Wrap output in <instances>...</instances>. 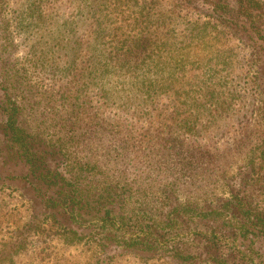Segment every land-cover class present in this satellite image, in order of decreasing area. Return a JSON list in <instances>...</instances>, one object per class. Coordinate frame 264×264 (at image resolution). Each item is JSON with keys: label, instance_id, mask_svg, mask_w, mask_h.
<instances>
[{"label": "rangeland", "instance_id": "374dc122", "mask_svg": "<svg viewBox=\"0 0 264 264\" xmlns=\"http://www.w3.org/2000/svg\"><path fill=\"white\" fill-rule=\"evenodd\" d=\"M62 1L0 0V104L11 98L10 103L16 102L26 108L25 121L34 130L41 129L40 133H45L43 138L49 142V147L39 142L42 149L48 150L42 170L45 167L46 171L59 172L60 177L68 180L61 178L57 182H39L44 170H37L31 177L27 160H6L11 145L7 143L6 131L0 128L5 150L0 155V161L6 160V164L0 163V264H218L217 257L223 260L221 264H264V225L260 218L254 224L248 221L257 212L264 211V169L257 166L251 168V156L246 158L251 147L249 139L264 138V85L258 81V78L264 81V27L243 29L246 33L235 32L223 26L221 20L210 17L211 12L205 7L198 8L199 4L194 1L147 0L148 3L143 6L153 11L145 15L157 16L159 8L167 11L168 15L173 12L189 14L191 20L174 24L173 32L177 37L164 38L167 43L156 45L165 46L159 53L162 59L143 63V69L138 71L142 75L136 79L124 74V67L117 65L119 49L112 41L119 42L115 36L117 27L107 28L97 43L93 36L88 42L86 28L78 29L65 24L70 18L82 19L84 13H78L77 0L67 9L61 7ZM255 1L257 11L261 8L264 11V0ZM127 2L124 0V4ZM101 3L102 0H94L87 4L95 9ZM140 6L136 5L138 12L141 11ZM197 20L211 22L212 28L196 26ZM262 22L264 24V19ZM72 29L77 32L75 36L82 41V45L89 47L83 48L78 43L76 49H72ZM230 31L232 33L229 34ZM78 39L74 38L75 41ZM219 50L222 56L231 57L235 62L221 76V89L227 94H236L230 97L233 107L224 103L216 111L219 106L216 100L209 101L206 104L210 109L203 114L201 98L198 96L191 102V98L187 97L184 108L186 121L196 131L195 135L182 128L168 126L171 124L168 116L177 105L173 102L175 97L181 98L182 92L189 89L192 82L184 67L203 66L201 78H210L212 73L204 66L205 58L212 57ZM72 54L74 58H70ZM84 63L94 66L97 75L92 77L90 88H81L78 104L88 107L94 118L93 123L87 124L90 119L86 117L83 126L94 125L95 131L88 139H81L82 147H78L71 106L67 111L59 102L62 101V92L74 86L71 74L79 66H86ZM154 72L173 75L174 89L167 90L157 83L155 90L158 94L151 93L153 100L146 102L142 100L139 82L144 76L151 77ZM254 80L258 85L254 84ZM54 103L59 106L58 115ZM132 113L135 117L131 116ZM97 117L101 118V123H95ZM170 127L177 129L176 135L181 136L183 143L202 148L204 158L194 160L187 147L176 152L169 145L155 144L152 150L151 137ZM127 128L138 134L136 140L144 150L143 154L152 153L147 161L156 170L146 172L159 171L160 177L155 183L159 192L162 189L172 191L163 206V216L174 214L173 210L178 206L184 210L183 215L178 214L183 220L181 228L173 231L165 229L154 235L155 247L149 250L121 246L124 236H138L135 232L129 235L124 228L119 230L121 224L118 223L115 228L103 227L105 209L117 206V212H124V197H110L109 201L96 199L91 205L86 203L81 211L79 208L83 203L71 199L76 189L70 187V173L79 169L81 162H90L84 166L86 183L96 193H104L107 197V185L114 186L111 183L124 181V150L121 155L114 150L124 146V130ZM115 132L119 133L117 147L106 153L102 149L114 144ZM101 141L106 145L103 146ZM243 146L246 151L242 150ZM56 147L59 150L54 149ZM210 153L218 162L208 166L205 158L208 156L210 160ZM252 156L255 158L257 155ZM189 160L194 163L192 181L184 171L185 166L193 165ZM132 167L139 170L138 161ZM63 184L65 189L61 188ZM119 194L124 196V189ZM39 196L44 201L48 197L54 201L48 202L45 207ZM234 196L239 198L235 209L227 206ZM59 201L65 206H58ZM147 201L150 213L162 206L157 196L154 198L152 195ZM192 202L200 208L196 216L192 215V211L189 215L186 212L187 204ZM131 208L129 205L127 210ZM202 209L216 211L215 218L200 214ZM221 212H225L228 219L225 222L227 228L220 231L217 227L218 231L211 237L219 243L213 242L215 246L207 247L205 242L209 234L204 232L206 227L203 222L209 221L214 227V220L220 217ZM168 230L169 233H166ZM221 233L231 234V238ZM10 240L16 243L22 241V246L16 251L10 250L9 244L6 245ZM175 242L184 247L187 258H176L172 248Z\"/></svg>", "mask_w": 264, "mask_h": 264}, {"label": "trees", "instance_id": "16d2710c", "mask_svg": "<svg viewBox=\"0 0 264 264\" xmlns=\"http://www.w3.org/2000/svg\"><path fill=\"white\" fill-rule=\"evenodd\" d=\"M74 1L75 0H63L60 5L61 7L67 9L71 7ZM188 1H194L195 4H199L198 8H200L201 6L202 8L205 7L211 12L209 15L210 17L216 20H221V24H223V26L227 27L232 31L246 33L244 30H250L254 26L256 28L264 27V24L262 22L264 19V11L263 8H261L260 11H257L255 7V0ZM93 2L94 0H77L79 6L78 13H84V15L82 19L75 17L70 18L68 21L65 22V24H71L73 28L78 29L86 28V32L89 36V39L87 41L91 42V37L93 36L96 43L103 38V32L107 28H112L116 26L117 28L115 31V36L118 38L119 42H115L114 39H112V41L114 43V47L116 49H119L118 54L120 58L118 59L117 65L120 67H124V74H127L128 76L136 79L140 78L142 75L138 73V71L140 69H143V63L147 61L155 62L157 58L162 59L159 56V53L163 50L165 46L156 45L159 44V42L167 43L168 41H163L164 38L170 39L171 37H177V34L174 35L173 32L174 24H177V22L184 23V21L191 20L189 14H175L173 12L168 15L167 11H164L163 9L161 10L159 8L158 10L160 11H155L157 16L154 15V17H151L150 14L145 15V13L153 11L152 9L151 11L146 10V7L143 6L144 4L146 5L148 3L147 0H128V2L125 4L124 0H102V5L97 8L95 7V9H93L92 7L90 8V4H87ZM137 4L141 5L140 12H138L137 10ZM153 8L157 10L156 6H154ZM86 13L88 14L85 17ZM67 14L69 17L70 12H68ZM68 17L64 16L66 20L68 19ZM196 26H205L209 29L212 28L211 22H201L200 20L196 21ZM215 31L216 33L220 34L219 30H216V28ZM71 33L72 38L70 39V41L73 47L72 49L75 50L78 43L82 45V41L75 36L77 32H74V29H72ZM230 33L232 32L230 31L229 34ZM110 34L113 36L112 32ZM161 34H163V37H161ZM74 38L78 40L75 41ZM84 47L89 46H83V48ZM89 52H91V50H89ZM89 57H91V54H89ZM70 58H74V54H72ZM234 63L235 62L231 59V57L222 56L221 51L219 50L212 57L207 56L205 58L204 66H207L209 68L208 71L212 73L210 78H201L202 75L200 74V70L203 68V66H197L194 68L184 67L187 77L192 78V82L188 86L189 89H185L182 92L183 96L181 98L175 97V100L173 102L177 105L174 107L173 113L168 116V119L171 123L168 126H176L177 129L182 128L185 131L195 135L196 131L192 127H190L189 125L191 124L186 121V111L184 110V108L185 100L187 97L191 98V102L195 101L198 96L201 98L202 102L204 103L203 114H205L207 110L210 109L206 104L209 101L216 100V105H219L216 107V111H219L224 103L228 104L229 107H233V104L231 103L232 100L230 97L233 98L236 94L235 92L227 94L221 89L223 80L221 76L222 74L227 73L230 65H233ZM84 64H86V66H79L76 69L75 73L71 74V76L73 77V81L71 84H74V86L71 88L68 87V89L66 88L65 92H62L63 94L60 98L62 101L59 102L60 105L63 106V108L67 111L71 106L70 111L74 114L72 118H74V124L76 125L75 129L77 131L76 137L78 138V141L75 143L78 145V147H82L81 139H88L90 135H92V133L95 131L93 128L94 125H89L88 127L83 126L84 122L86 121V117H89L90 119L87 124L93 123L94 118L89 112L88 107H86L82 103L78 104V102L80 101L81 88H84V86L90 88L91 80L97 75V70L94 66L89 65L87 63ZM165 64L168 63L165 62ZM173 78V75L164 76L160 75L158 72H154L151 77L144 76L143 79H141V82H139L141 84L139 90L143 93L142 100L146 102L149 100H153L154 97L151 95V93L158 94V91L155 90V85L157 83L160 85V87H165L167 90L174 89V86L172 85ZM83 80H85L86 82H83ZM258 81L262 83L261 85H264V81L262 78H258ZM197 84L198 86L195 87V85ZM225 84L228 85V82H225ZM254 84L258 85L257 80H254ZM9 101H12L11 98L8 101H4L3 104H0V128L3 127L2 130L6 131L7 143L8 145H11V151L6 154V160L11 159L17 160L19 162H26L27 160V163L30 166L31 177L35 175V172L37 170H44V174L42 173L39 177V182L42 181L47 183V181H60L62 177H60L59 172H54L51 169H48L46 171L45 167L42 170V165L44 164V161L48 155V150L42 149L41 143L39 142H42V144L49 147V142L43 138L45 136V133L43 132L41 134V129H39V131L34 130V128L29 126L30 124L25 121L26 108H22L16 102L12 104ZM55 102H58V100ZM58 107L59 106L54 103L56 115H58ZM95 115L97 116V114ZM134 115L135 113H132L131 116L135 117ZM183 115L184 119L182 118ZM23 116H25L24 119ZM95 123H101V118L97 117ZM107 126H109V124ZM177 129L174 130L173 127H170L169 130L163 129L164 132L159 131L158 135L151 137L149 141L150 143L153 142V144H150L152 150L155 144L159 146H164V144L165 146L169 145V147L175 150L176 152L182 151L183 148L187 147L188 151H191L192 155H194V160H201V158H204L202 154L203 149L199 148V146L195 147L192 144L183 143L184 140L181 139V136L176 135ZM125 130L124 146H122L118 150H114L112 148L114 146L117 147L116 142L119 133L117 134V132H115V137L113 136L114 144L112 143V146L102 149L106 153H111V151L114 150L118 152V155H121L124 150V162L126 165L124 167V181L119 180L116 183H111L115 187L107 185V197L104 193H96L94 192L95 190L91 187V185L86 183V169L84 168V166L86 165V163L89 165L90 162H81V167L79 169H76V171L74 170L70 173V175L72 176V179L69 180L71 183L70 187L76 189L75 195H72L71 199H75V202L83 203V206L79 208V210L81 211L85 208L86 203L91 205L92 202L96 199H101L102 201H109V199L111 198L116 199L117 197H124V212L123 210L117 212V206H112L111 209H105L106 217L103 216V227L110 226L111 228H115L119 223L121 224L119 230H122L124 228V230H126L129 235L133 232H135V235H138L135 236V238H126L124 236V242L121 241V246L129 248L133 247L138 250H149L155 247L153 244V240L156 239L154 235L159 234L162 230L165 229L170 228L173 231L181 228V221L183 222V220L182 217L178 216V214L183 215L182 212L184 213V210H182L183 207L178 206L174 208V214L169 215V217L163 216V206L172 191H165L164 189H162L159 192V188H157V186L155 185L158 178L160 177L158 173L159 171L156 173L146 172H154L156 170L154 166L147 161V157L150 156L152 153L145 156L143 154L144 150H142L139 142L136 140V138L139 137L138 134L129 128H127L126 133ZM163 135H166L168 138H165ZM244 139L246 140V137ZM244 141H242V143ZM249 141V145L251 147L247 151L248 153L246 154V158L251 156V168L254 169L257 166L259 168L262 167L264 169V138H258L255 140L249 139ZM101 143L103 146L106 145L105 142L101 141ZM3 147L4 144L0 138L1 156L5 151ZM54 149L59 150L58 147ZM242 150L246 151L247 149L245 146H243ZM210 155L211 153L209 154L210 160L208 159V156H206L205 158L208 166L212 165V162H218L217 160L213 159ZM252 155L257 156L254 158V156ZM2 160L4 163L2 161H0V163L6 164V160ZM137 161L139 165V170L136 171L133 169L132 165L136 164ZM189 162L193 165L189 166L187 162L188 166L184 167V171L187 173L189 179H191L192 181L194 178V163L191 160H189ZM249 165L250 164H248L247 166L248 169L250 168ZM32 172L34 173L32 174ZM1 179L2 173L0 172V180ZM44 179L47 180L45 181ZM62 180L68 181L65 178H62ZM85 183L86 186H83ZM65 186L66 185L63 184L61 185V188L65 189ZM123 189L124 196H120L119 193H121ZM152 195L154 198L155 196H157V198L161 201L162 206H160L159 209L155 210V212L150 213L147 210L149 209L148 206L150 205L147 200L151 199ZM39 197L41 198V196ZM238 199L239 198L237 196H234L233 199L227 202V206H231L233 209H235L239 205V202L237 201ZM52 201H54V199L50 197L46 198L45 201L42 199V203L45 207L47 206L48 202L51 203ZM57 203L58 206H60L61 208L65 206L64 204H62L63 202L61 201ZM129 205L132 206V208L130 209L131 211L127 210V207ZM184 207L186 209V206ZM247 208L252 209L251 206H247ZM199 210V206H194V202L187 204L186 212L188 213V215L192 211L194 212V214L192 215L196 216ZM208 211L212 210L202 209L199 213H204V216L207 218H209L210 216L212 218H215L214 214L216 213V211ZM175 212L177 215L175 214ZM225 215V212L220 213V217L214 220V227L210 226L209 221L203 222V226L206 227V231L204 232L209 234V237L206 239L205 242L207 247L215 246L213 242L217 244L219 243L218 241H215L214 238L211 237V235L214 232L218 231L217 227H220V231H222L223 228H227L225 222L228 219ZM204 216L201 218V220L204 219ZM258 218L261 219L262 224L264 225V211L257 212V214H254V218L249 219L248 221H253L254 224V221H256V219ZM234 219L235 218L233 217V220ZM169 231L170 230H168L166 233H169ZM221 234L226 235V233ZM230 236L231 234H229L227 237L231 238ZM11 241L13 240H10V242L6 243V245L9 244L8 249L10 250L16 251L19 247L22 246V241H20L19 243ZM172 248L176 258L179 257L180 259V257H188L185 254L186 251L184 250V247L180 246L177 242L173 244ZM217 258L219 260L218 264H221L223 260L219 259V257Z\"/></svg>", "mask_w": 264, "mask_h": 264}]
</instances>
